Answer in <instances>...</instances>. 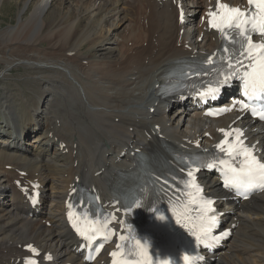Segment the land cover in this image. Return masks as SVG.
<instances>
[{
  "label": "bare ground",
  "instance_id": "6f19581e",
  "mask_svg": "<svg viewBox=\"0 0 264 264\" xmlns=\"http://www.w3.org/2000/svg\"><path fill=\"white\" fill-rule=\"evenodd\" d=\"M83 1L73 5L72 0H16V23L0 31L4 51L0 77L17 65L35 75L29 83L30 94L11 82L0 91L1 264H21L26 256L21 247L26 245L37 248L41 258L51 256L53 261L47 264L74 259L63 217V203L74 186L96 189L101 202L110 205L111 185L119 172L131 169L135 150L145 153L162 142L176 150H194L192 145L209 143L204 133L214 136L216 129L234 120H203L198 113H190L189 103L156 96L173 65L195 51L216 48L205 37L198 41L201 30L196 26L190 33L178 25L171 0H98L96 7L89 6L91 16ZM184 1L179 3L186 18ZM217 1L199 0L197 12ZM127 4L132 12L133 5L140 12L145 8L146 17L115 55L114 47H101L110 43L103 24ZM194 19L190 16L186 21ZM119 21H111L109 28L113 30ZM187 113L191 115L185 121ZM233 126L246 129L249 143L264 156V126L244 120ZM36 131V138L24 143ZM8 167L11 170H5ZM199 179L212 197L227 198L212 178L202 175ZM15 182L24 188L30 183L40 185L39 214L28 216L30 210ZM221 211L226 213L225 227L236 228L214 264H264V193ZM42 220L51 226L45 227Z\"/></svg>",
  "mask_w": 264,
  "mask_h": 264
},
{
  "label": "snow or ice",
  "instance_id": "6c2138e0",
  "mask_svg": "<svg viewBox=\"0 0 264 264\" xmlns=\"http://www.w3.org/2000/svg\"><path fill=\"white\" fill-rule=\"evenodd\" d=\"M249 5H254L259 12V17L253 16L251 19L252 29L259 30L261 35H264V0H248ZM219 11L223 12V15H219V11L217 13H209V16L212 18L210 20V24L213 28H217L221 32L224 31L225 28H237L240 29V35L244 37L245 42L247 43V47L244 49V52L241 55H245V58L249 61L247 65L243 64L242 60H237L236 63L245 67V71L241 77L243 86H244V96L245 97H258L261 94H264V45H256L253 44L251 38L245 34L244 25L249 23V20L246 19V13L242 12L238 8H230L227 5L219 4L217 5ZM233 67V65H230ZM235 75V71L233 73L225 74L222 80H218V85L226 84L232 76ZM219 89L217 88H208L205 93H201V95H211L217 92ZM242 108L249 107L248 104L241 102ZM261 118L264 119V112L261 114ZM225 137H228L230 133L225 132ZM227 139L223 141L221 144L217 145L221 151H225L224 145L227 144ZM235 146L229 145L227 148V154L233 155ZM237 155H243L244 159L240 162L239 169L231 167L227 162L222 161L221 163L226 164V166L231 171L232 175L226 177L225 184L226 186L239 188L251 189L254 187L264 188V164L260 163L255 159L252 153L248 149H241ZM209 168L213 167L212 164L208 165ZM189 176H192V173L189 172ZM259 179L261 183L257 184L256 181ZM200 189L196 188V193H200ZM191 195V194H190ZM196 202L195 198L189 201V203ZM212 201L211 200H202L200 202V209L203 215L197 217L200 221L198 225L194 229H192V234L196 236L197 240H201V242H207L210 239V233L212 231V227L215 225V216H208L207 213L212 211ZM71 215V213L69 214ZM163 219V217H160ZM186 220H190L189 217L185 216ZM177 222H180V218L178 215ZM187 227V224L183 225ZM94 231H99V229H93ZM81 235H86L85 232H81ZM90 238V237H86ZM121 240L125 239L123 236L120 237ZM139 245V241L137 242ZM120 245H117L119 248ZM31 251L35 252L34 249ZM112 255L115 257L118 253L113 252ZM185 261H188V257H184ZM28 264H33L32 261H29ZM122 264H129V261H123ZM136 264H140V262H136Z\"/></svg>",
  "mask_w": 264,
  "mask_h": 264
},
{
  "label": "rangeland",
  "instance_id": "374dc122",
  "mask_svg": "<svg viewBox=\"0 0 264 264\" xmlns=\"http://www.w3.org/2000/svg\"><path fill=\"white\" fill-rule=\"evenodd\" d=\"M72 1H73V3H72L73 5H75V2H77V0H72ZM90 1L89 0H84L83 1L84 2L83 7L85 6L84 9H85V11H87V15H89V16H91V14H90L91 12L90 11L92 10V8H90L89 6L96 7L98 5V2H99L98 0H90ZM198 1L199 0H185L184 1L185 2V9H186L185 10L186 20H188V18L190 16H194L196 18V15L198 14L197 11L199 9V8H197ZM1 2L2 3H1V6H0V31H2L5 28L9 27V25L16 23V21H17V13H18V10H19V5L16 2V0H2ZM151 4L154 5L153 3H151ZM133 6L135 8L133 12L131 11V8L127 4L125 10L123 9V6H121L117 10V13H112V14L108 15L105 18L106 23L103 24V25H105L103 27V29L106 31V33L109 32V34H110V41L109 42L110 43H105L104 45L101 46L102 48H108L109 46H111L110 48L113 50V47H114L113 53H115V55H119V52H120L119 50H120V47L122 48L123 42L125 40L127 41L131 34H133L136 30H140V28L144 25V19L146 17L145 8L142 7V10L140 12V10H139L137 5H133ZM148 10L149 9L147 8V12H148ZM188 11H192V13L189 14ZM193 11H195V12L193 13ZM119 19H121V21L123 23V24H121L122 26L119 25V23L121 22V21H119L116 24L115 28H113V30H111L109 28V26L111 24V21H118ZM130 25H132V26H130ZM188 26L189 27H187V28L185 26V30L188 29L187 31H189L190 33L193 32L195 27L194 26L192 27L190 24H188ZM9 44H11V43H9ZM9 44H8V46H9ZM42 49L47 51L48 50V46L43 45ZM96 50L98 51V49H96ZM2 51H3V49H0V54H2ZM93 52H94V49H93ZM68 55L69 56H73L74 53L69 52ZM2 65L3 64L0 63V72L3 71ZM4 74L5 75H2V77H0V91H1V86L4 83L11 82V83L17 84V88L19 90H21L23 93L30 94V88L31 87H30L29 83L32 82V78H34L35 75L33 77H31L32 74H28L27 73V69L25 67H23L22 65L12 66L11 70L8 71V72H5ZM183 119H185V121L188 119V113H187V116L184 115ZM0 124H1V121H0ZM182 129L183 130L185 129V125H184V127L181 128V130ZM37 132L38 131H36L35 133H31L29 135V137H27V139H25L24 143H29L30 144V142L32 141L33 137L36 134H38ZM36 136L34 138H36ZM21 142H23V141H21ZM5 170L8 171V169H6V168H5ZM63 177L65 178L66 175H64ZM47 193L49 194L50 190H47ZM9 200H10V198H7L6 201H9ZM9 202H11V200ZM42 224L45 227L50 226V223L49 222H45L44 220H42ZM0 250H1V246H0ZM255 264H261V262H256Z\"/></svg>",
  "mask_w": 264,
  "mask_h": 264
}]
</instances>
